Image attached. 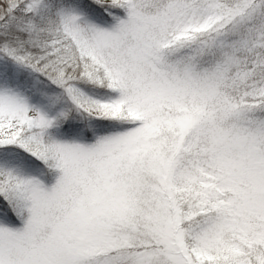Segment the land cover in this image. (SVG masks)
<instances>
[{
  "label": "snow or ice",
  "instance_id": "1",
  "mask_svg": "<svg viewBox=\"0 0 264 264\" xmlns=\"http://www.w3.org/2000/svg\"><path fill=\"white\" fill-rule=\"evenodd\" d=\"M0 264H264V0H0Z\"/></svg>",
  "mask_w": 264,
  "mask_h": 264
}]
</instances>
